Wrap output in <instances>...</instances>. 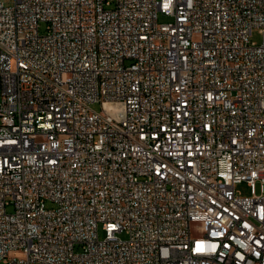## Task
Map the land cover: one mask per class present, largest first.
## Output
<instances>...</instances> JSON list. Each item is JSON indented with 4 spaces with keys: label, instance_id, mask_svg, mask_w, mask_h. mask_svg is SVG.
Masks as SVG:
<instances>
[{
    "label": "built area",
    "instance_id": "2783aa9c",
    "mask_svg": "<svg viewBox=\"0 0 264 264\" xmlns=\"http://www.w3.org/2000/svg\"><path fill=\"white\" fill-rule=\"evenodd\" d=\"M0 84V263L264 264V0H0Z\"/></svg>",
    "mask_w": 264,
    "mask_h": 264
},
{
    "label": "rangeland",
    "instance_id": "374dc122",
    "mask_svg": "<svg viewBox=\"0 0 264 264\" xmlns=\"http://www.w3.org/2000/svg\"><path fill=\"white\" fill-rule=\"evenodd\" d=\"M172 21V17L169 15H165L163 13H159V22H169ZM45 29V25L42 26V30ZM252 41L255 43H260L262 41V36L259 33V31L257 29L254 30L253 35H252ZM2 96V92H1V84H0V99ZM91 108L95 111H101L102 110V105L99 102H95L92 103ZM236 190L242 195V196H251L252 195V188L250 185L247 184V182H241L238 183L236 185ZM255 191L259 194L261 192V183L257 182L256 186H255ZM99 236L100 238H104L105 236V232L100 229L99 231ZM120 237L122 238H126V234L125 233H121L119 234ZM0 264H5L4 262H1Z\"/></svg>",
    "mask_w": 264,
    "mask_h": 264
}]
</instances>
